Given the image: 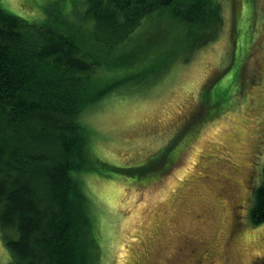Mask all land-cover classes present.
I'll return each instance as SVG.
<instances>
[{
	"label": "rangeland",
	"instance_id": "1",
	"mask_svg": "<svg viewBox=\"0 0 264 264\" xmlns=\"http://www.w3.org/2000/svg\"><path fill=\"white\" fill-rule=\"evenodd\" d=\"M0 1L28 20L49 7L84 9L82 0ZM221 3L220 36L193 52L178 29L142 24L125 49L147 51L130 62L134 70L159 67L149 58L175 36L173 61L129 79L126 94L107 95L83 116L92 153L123 168L98 166L84 178L99 217L100 264H264V222L248 220L264 164V0ZM235 22L251 35L239 52ZM9 260L0 237V264Z\"/></svg>",
	"mask_w": 264,
	"mask_h": 264
},
{
	"label": "trees",
	"instance_id": "2",
	"mask_svg": "<svg viewBox=\"0 0 264 264\" xmlns=\"http://www.w3.org/2000/svg\"><path fill=\"white\" fill-rule=\"evenodd\" d=\"M82 2L78 13L49 7L43 18L28 20L0 1V237L7 264H100L99 217L84 178L100 173L98 166L123 168L92 153L93 128L83 116L107 95L126 94L129 79L173 61L175 36L157 59L149 58L159 67L134 70L130 62L147 51L125 49L142 24L178 29L191 52L216 40L224 24L221 0ZM240 24L234 25L238 52L251 39ZM248 220L264 222V164Z\"/></svg>",
	"mask_w": 264,
	"mask_h": 264
}]
</instances>
